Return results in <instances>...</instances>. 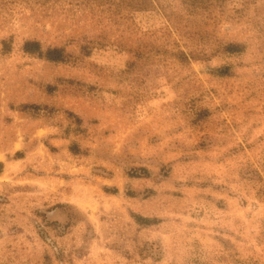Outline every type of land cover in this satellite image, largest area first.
<instances>
[{
    "label": "rangeland",
    "instance_id": "obj_1",
    "mask_svg": "<svg viewBox=\"0 0 264 264\" xmlns=\"http://www.w3.org/2000/svg\"><path fill=\"white\" fill-rule=\"evenodd\" d=\"M157 1L0 0V264H264V0Z\"/></svg>",
    "mask_w": 264,
    "mask_h": 264
},
{
    "label": "trees",
    "instance_id": "obj_2",
    "mask_svg": "<svg viewBox=\"0 0 264 264\" xmlns=\"http://www.w3.org/2000/svg\"><path fill=\"white\" fill-rule=\"evenodd\" d=\"M242 1H253V0H242ZM156 2V3H155ZM157 0H128V6H133L136 9L139 10H153L154 7L157 5L160 6V8H165V5L157 4ZM167 1L164 0L162 3H166ZM225 0H184L183 4H185L184 9L187 11L194 12L198 9H207L212 5H220L224 3ZM3 48L4 50L8 51L11 49V46L8 42L3 41ZM22 49L24 52L29 54H34L39 57H43L46 60L52 61V62H65L69 60V55L65 53L64 49L62 47H48L44 49L40 42L35 39H29L26 40L23 45ZM225 50L230 53L239 52L243 50V47L241 45L237 44H227L225 47ZM29 106V105H25ZM35 106V105H33ZM137 220L141 223H151L152 220L146 217L137 216Z\"/></svg>",
    "mask_w": 264,
    "mask_h": 264
}]
</instances>
